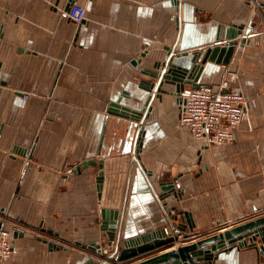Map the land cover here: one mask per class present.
I'll use <instances>...</instances> for the list:
<instances>
[{
    "label": "crops",
    "instance_id": "obj_1",
    "mask_svg": "<svg viewBox=\"0 0 264 264\" xmlns=\"http://www.w3.org/2000/svg\"><path fill=\"white\" fill-rule=\"evenodd\" d=\"M69 2L0 0V220L23 233L0 264H79L90 244L105 246L100 210L122 212L131 162L117 150L121 133L106 109L122 96L142 108L133 97L140 69L165 57L180 27L176 51L208 48L225 40L227 27L242 29L230 63L207 62L199 81L215 85L225 67L236 71L231 89L255 104L232 141L209 146L180 125L175 96L154 101L141 161L157 192L174 182L181 194L168 208L193 224L173 247L264 216V0H183L180 24L171 0H72L86 10L81 23L65 16ZM91 159L103 160L102 169L77 170ZM127 228L170 234L137 165ZM212 264H264V256L234 248Z\"/></svg>",
    "mask_w": 264,
    "mask_h": 264
},
{
    "label": "water",
    "instance_id": "obj_2",
    "mask_svg": "<svg viewBox=\"0 0 264 264\" xmlns=\"http://www.w3.org/2000/svg\"><path fill=\"white\" fill-rule=\"evenodd\" d=\"M182 1L171 0L177 7L179 24ZM72 3L70 0L66 11ZM241 30L238 27H227L225 41L218 45L200 47L193 51H176L181 34L180 27L175 44L165 49V57L162 60L152 61L148 67L140 69L142 78L138 82L139 90L133 93V97L143 103L142 108L132 109L126 106L123 103V96L109 104L106 109V122L109 118H115L121 133L120 141L116 145L117 150L122 154H128L131 159L127 190L121 213L106 208L100 210L101 230L106 233L105 246L94 242L90 244L87 247L89 252L83 255V260L79 264H212L222 252L234 248H254L259 255L264 256V216L188 244L173 247L174 243L178 242L179 235L183 234L184 239L190 237L186 229L188 226L192 229L193 224H190L188 214L178 211L175 206L168 208L167 201L171 196L178 199L181 194L175 189L174 182L161 183L160 192H157L150 179L151 174L145 169L140 156L145 145L146 122L154 101L162 100V94H170L175 96L176 103L180 106L183 102L182 96L188 90L203 86L199 80L207 62L216 65L230 63ZM244 39L245 36L242 37V41ZM138 63L141 61L133 62L135 66ZM103 162V160H86L77 170L80 171L94 164L102 169ZM134 165H137L148 189L162 210L171 234L168 235L166 228H162L153 233L134 236L129 233L131 231L128 228L123 229L126 199ZM103 182L104 176L100 171L96 177L98 192L102 190ZM2 223L0 220V229ZM13 234L23 236V233L16 229L13 230ZM44 242L48 241L44 240ZM48 244L50 248H56L52 242Z\"/></svg>",
    "mask_w": 264,
    "mask_h": 264
},
{
    "label": "built area",
    "instance_id": "obj_3",
    "mask_svg": "<svg viewBox=\"0 0 264 264\" xmlns=\"http://www.w3.org/2000/svg\"><path fill=\"white\" fill-rule=\"evenodd\" d=\"M65 16L81 23L86 10L73 4ZM224 41L217 42V45ZM237 79L238 73L225 67L215 85L190 89L182 96L179 121L196 139L204 140L209 146L226 144L233 140L234 132L241 123H249V112L255 101L231 89ZM23 98L27 99V96L23 95ZM166 232L168 234L167 229ZM10 233L9 230L0 229V261L13 252Z\"/></svg>",
    "mask_w": 264,
    "mask_h": 264
},
{
    "label": "rangeland",
    "instance_id": "obj_4",
    "mask_svg": "<svg viewBox=\"0 0 264 264\" xmlns=\"http://www.w3.org/2000/svg\"><path fill=\"white\" fill-rule=\"evenodd\" d=\"M238 78H239V75H238ZM238 81V79L236 80V82ZM153 118H152V120H151V122H150V124L153 122ZM181 125V124H180ZM182 127H185V126H183V125H181ZM124 155H128V154H124ZM14 238V235H12V233H10V239H13ZM11 255H12V253H11Z\"/></svg>",
    "mask_w": 264,
    "mask_h": 264
},
{
    "label": "bare ground",
    "instance_id": "obj_5",
    "mask_svg": "<svg viewBox=\"0 0 264 264\" xmlns=\"http://www.w3.org/2000/svg\"><path fill=\"white\" fill-rule=\"evenodd\" d=\"M168 95H170V94H168ZM171 234V233H170Z\"/></svg>",
    "mask_w": 264,
    "mask_h": 264
}]
</instances>
